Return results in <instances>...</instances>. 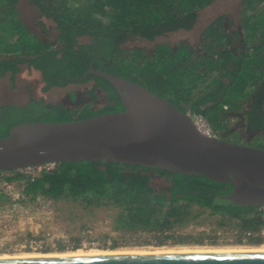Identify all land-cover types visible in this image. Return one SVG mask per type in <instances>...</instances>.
Returning a JSON list of instances; mask_svg holds the SVG:
<instances>
[{
    "label": "trees",
    "instance_id": "16d2710c",
    "mask_svg": "<svg viewBox=\"0 0 264 264\" xmlns=\"http://www.w3.org/2000/svg\"><path fill=\"white\" fill-rule=\"evenodd\" d=\"M29 1L56 23V43L61 47L43 42L26 28L18 0H0V78L9 71L15 76L28 64L42 73L43 91L93 81L90 95L102 90L106 104L69 109L35 98L23 106L7 104L0 107V137L24 122L73 121L124 110L121 96L104 77L89 74L75 80L93 64L96 70L144 85L183 112L204 114L221 138L226 139L224 133L241 123L235 133L247 129L257 147L264 149V136L257 133H264V0H243L237 20L226 14L214 19L197 46L183 40L175 46L160 43L152 51L124 43L130 38L155 40L180 29L191 30L200 10L216 0ZM13 23L17 27L9 29ZM83 35L91 36L92 42L80 45ZM0 178L9 184L21 183V193L30 201L44 197L69 206L58 209L66 214V221L90 219L107 210L115 229L159 232L168 239L174 238L175 228L200 219L202 223L208 217L218 227L252 232L250 243L263 241L254 234L264 228V207L214 204L217 196L232 192L234 186L205 176L82 161L55 163L53 169H43L35 177L20 170L0 171ZM5 197L9 196L1 191L0 200Z\"/></svg>",
    "mask_w": 264,
    "mask_h": 264
},
{
    "label": "water",
    "instance_id": "95a60500",
    "mask_svg": "<svg viewBox=\"0 0 264 264\" xmlns=\"http://www.w3.org/2000/svg\"><path fill=\"white\" fill-rule=\"evenodd\" d=\"M107 79L124 110L73 121L24 122L0 137V171L46 163L93 161L136 164L231 183L222 206L264 207V149L200 133L169 99L113 73ZM0 264H264V251H185L0 257Z\"/></svg>",
    "mask_w": 264,
    "mask_h": 264
},
{
    "label": "rangeland",
    "instance_id": "374dc122",
    "mask_svg": "<svg viewBox=\"0 0 264 264\" xmlns=\"http://www.w3.org/2000/svg\"><path fill=\"white\" fill-rule=\"evenodd\" d=\"M243 0H216L211 5L199 12V18L191 30L180 29L170 32L165 36L157 37L155 40H148L143 37L130 38L125 47H144L152 51L157 44L162 42L177 45L181 40L187 39L193 45H199L202 32L206 26L221 13L225 12L230 18L237 20L241 16ZM28 8V6H27ZM47 31L36 30L43 35L44 40L61 47L56 43L59 30L53 20L46 21ZM16 23L8 25V28H16ZM45 35V36H44ZM92 37L83 35L79 37L78 43L88 44ZM57 47V48H58ZM24 70L12 76L7 72L0 80V107L7 104L27 105L29 98H39L42 90L41 73L33 67L22 65ZM93 81L71 83L64 87H54L47 92L49 102L62 103L69 109H78L86 104L98 108L106 104V95L100 90L93 97L89 91ZM30 89V93L26 92ZM241 123H236L230 132L224 133L226 139L236 143L257 147V141L252 140V134L247 129L235 133ZM264 136V133L257 132ZM231 134L232 136H227ZM250 134V135H249ZM254 135H252L253 137ZM39 168H34L32 173L38 174ZM9 175L10 173H5ZM21 183H7L0 178V192H5L9 197L0 200V256H17L27 253L40 254H62L82 250L100 249L113 252L150 250L156 249H183L197 248L208 250H231V249H254L264 245V234L257 232L255 236H261L263 241L259 244L249 242L252 232H242L231 226L218 227L206 217L202 223H191L185 228H175L171 231L174 238H164L159 232L144 230H118L114 228L113 218L109 211L105 210L90 219L84 218L81 221H66V214L58 211L63 203L54 202L44 197H38L35 201L26 199L21 193ZM85 225V226H84ZM84 226V227H83ZM184 242L178 241L180 237ZM200 239V240H199ZM190 240L200 242L189 243ZM31 244L33 247H30ZM115 246V247H114ZM64 247V248H63ZM162 247V248H161ZM37 248V249H36ZM187 251V250H182ZM165 252V251H162Z\"/></svg>",
    "mask_w": 264,
    "mask_h": 264
},
{
    "label": "crops",
    "instance_id": "0c3cea01",
    "mask_svg": "<svg viewBox=\"0 0 264 264\" xmlns=\"http://www.w3.org/2000/svg\"><path fill=\"white\" fill-rule=\"evenodd\" d=\"M16 6H17V9H18V13H19V16H20V18L22 19V21H23V23H24V25L26 26V28L32 33V34H34L35 36H37L38 38H40L43 42H46L47 40H44V38L41 36V35H39V33L36 31V30H42L45 34H47L48 33V31H47V26H46V21H48V20H53V19H49V18H46V17H44L42 14H41V11L39 10V8L38 7H36V6H34L33 4H31L30 3V1L29 0H18V2H17V4H16ZM27 6H28V8H27ZM224 14H226L225 12H223V13H221V15H224ZM230 17H228V19H229ZM216 19V18H215ZM232 19V18H231ZM213 21V20H212ZM211 21V22H212ZM210 22V23H211ZM209 23V24H210ZM208 24V25H209ZM207 25V26H208ZM206 26V27H207ZM1 34H2V36H3V31L1 32ZM45 36V35H44ZM184 40H187V39H184ZM181 41H183V40H181ZM189 41V40H188ZM190 43H191V41H189ZM200 42H201V39H200ZM200 42H199V44H200ZM162 43H167V42H162ZM168 44H170V43H168ZM192 44V43H191ZM158 45V44H157ZM171 45V44H170ZM27 67H30L28 64H27ZM24 70V68H23V66H21V71L19 72V73H21L22 71ZM38 72H40L39 70H38ZM9 73L12 75V73L9 71ZM18 73V74H19ZM41 73V72H40ZM3 77H1L0 78V80L2 79ZM41 83H42V85L41 86H43L44 87V85H45V82L43 81V76H42V73H41ZM42 87V88H43ZM54 87H57V86H54ZM54 87H52V88H54ZM51 88V89H52ZM50 89V90H51ZM50 90H48V91H50ZM30 89H27L26 90V92H29L30 93ZM48 91H43V92H41V95H40V97L38 98V100H40V99H44L46 102H49V99H48V96H47V92ZM33 98V96H31L30 98H29V101L31 100ZM37 99V98H36ZM28 101V102H29ZM28 104V103H27Z\"/></svg>",
    "mask_w": 264,
    "mask_h": 264
},
{
    "label": "built area",
    "instance_id": "2783aa9c",
    "mask_svg": "<svg viewBox=\"0 0 264 264\" xmlns=\"http://www.w3.org/2000/svg\"><path fill=\"white\" fill-rule=\"evenodd\" d=\"M186 113L191 117L195 127L200 133L208 137H215V138L219 137L218 133L213 129V127L211 126L210 122L208 121V119L204 114L200 112H192V111H187ZM36 167L39 168V172H38L39 174L43 169L45 170L53 169L55 167V163H46L39 166L25 167L19 170L27 176L35 177L37 174L32 173V170ZM262 233L264 234V230ZM30 247H33V245L31 244Z\"/></svg>",
    "mask_w": 264,
    "mask_h": 264
},
{
    "label": "bare ground",
    "instance_id": "6f19581e",
    "mask_svg": "<svg viewBox=\"0 0 264 264\" xmlns=\"http://www.w3.org/2000/svg\"><path fill=\"white\" fill-rule=\"evenodd\" d=\"M162 248V247H161ZM169 249H156V251H150V250H135V251H131V252H128V251H124V252H113V251H105V250H100V249H92V250H89V251H86V250H82V249H78L76 251H73V252H69V253H62V254H53V253H50V254H40V253H27V254H22V255H17V256H27V255H93V254H108V253H152V252H162V251H165V252H185V251H182V250H187V251H203L204 249H193V248H183V249H180V250H177V249H170V250H173V251H168ZM208 251H212V250H208ZM215 251H223L225 252V250H215ZM226 251H236V252H239V251H264V245L262 246H259L258 248H254V249H231V250H226ZM0 257H9V256H0Z\"/></svg>",
    "mask_w": 264,
    "mask_h": 264
},
{
    "label": "flooded vegetation",
    "instance_id": "af4514ba",
    "mask_svg": "<svg viewBox=\"0 0 264 264\" xmlns=\"http://www.w3.org/2000/svg\"><path fill=\"white\" fill-rule=\"evenodd\" d=\"M99 91H100V89H99ZM100 107H102V106H100ZM100 107H98V108H100ZM236 132V131H235ZM250 133V132H249ZM236 134H238V133H236ZM250 135V134H249ZM251 138H252V135L250 136ZM167 177L166 176H163V179H166ZM171 180H173V178H170V181Z\"/></svg>",
    "mask_w": 264,
    "mask_h": 264
}]
</instances>
